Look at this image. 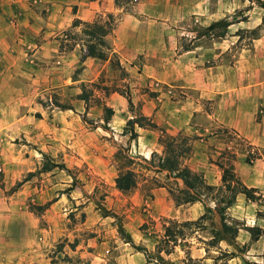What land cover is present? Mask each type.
I'll use <instances>...</instances> for the list:
<instances>
[{
  "label": "rangeland",
  "instance_id": "1",
  "mask_svg": "<svg viewBox=\"0 0 264 264\" xmlns=\"http://www.w3.org/2000/svg\"><path fill=\"white\" fill-rule=\"evenodd\" d=\"M89 1L94 8L0 0L14 20L0 41V264H264V158L228 130L188 129L196 70L215 77L223 65L229 83L239 68L264 79V8L252 0ZM220 20L230 25L202 36ZM105 21L113 29L102 46L83 23ZM100 48L107 59L88 55ZM199 108L210 111V101ZM139 116L157 127L136 124L132 139L128 121ZM176 118L178 134L158 123ZM165 136L182 142L181 163L198 175L201 200L176 202L183 180L159 166ZM224 168L248 194L227 189ZM127 170L136 185L124 191L115 180ZM221 209L236 242L209 246ZM172 220L196 225L186 228L194 229L188 241L160 254L162 263L157 247Z\"/></svg>",
  "mask_w": 264,
  "mask_h": 264
},
{
  "label": "crops",
  "instance_id": "2",
  "mask_svg": "<svg viewBox=\"0 0 264 264\" xmlns=\"http://www.w3.org/2000/svg\"><path fill=\"white\" fill-rule=\"evenodd\" d=\"M76 2L81 9H84L86 5L93 7L94 3L89 0H76ZM0 11V41H5L6 37L10 36L5 25H10L11 22L13 24L14 20L6 17L4 8ZM81 14L78 16L85 19ZM126 30V19H123L115 29L119 42L123 41ZM256 63L257 73L260 67L259 59ZM217 68L219 72L215 73L218 74L215 77L212 76L211 68L203 67L201 70H196L190 80L189 90L194 92L191 103L195 105V108L191 112L193 119L189 121L188 129L214 134L220 130H228L236 136L237 140L247 145L250 152L254 154L258 151L264 158V79L259 76L255 78L253 73L254 77L248 80L245 78V71L239 68L240 70L236 73L238 82L229 83L226 82L228 76L224 72L225 67L221 65ZM214 81H220L219 85H214ZM203 100L210 101V111L199 108ZM158 123L166 125L167 131L178 134L180 133L179 125L183 121L181 119L177 121L176 118L173 125L165 121ZM228 148L231 149L232 146L228 145Z\"/></svg>",
  "mask_w": 264,
  "mask_h": 264
},
{
  "label": "trees",
  "instance_id": "3",
  "mask_svg": "<svg viewBox=\"0 0 264 264\" xmlns=\"http://www.w3.org/2000/svg\"><path fill=\"white\" fill-rule=\"evenodd\" d=\"M252 1H255L258 6L264 8V0H252ZM80 23L82 22L80 20H77L75 22V25H78ZM83 24L85 25L84 32H86L89 36L96 38L100 43V45L106 46L104 37L107 36L110 33V31L113 29V26L110 25L109 22L105 21V22H95L93 24H89V23H83ZM222 25L229 26L230 23L229 22L226 23L221 20L215 21L205 28V32L202 34V36L212 35L215 29ZM88 55L103 60L108 58L106 52L101 48L96 50L89 49ZM136 124L139 127H144L146 125L157 127L155 123H153L145 116H139L130 119L128 121V125L130 126L132 139H134L137 136V133L135 131ZM160 142L164 146V155L160 158V162H159L160 170H166L168 172L169 177L180 178L183 180V187H180L178 189V194L174 193V198L176 202L179 204H183V203L194 202L196 200H201L202 198H204L203 196L205 195V193H203V191H201L198 187V180H199L198 175L192 172L188 167L183 166L181 163V159L186 152L182 142H177L176 139L170 136L162 137ZM121 153L122 150L117 154V156L122 159H125L126 164H130L133 162V159L130 156L122 155ZM227 174L234 179L232 180L234 181V186H232L231 181L227 179ZM223 180L224 182H226L228 190L235 191L236 189H239L242 192L245 193L247 192V194L250 190L245 185H243L234 175V173L230 171L228 168H224ZM115 182L118 189L124 191L130 190L132 187L136 185L135 173L132 170L121 172L117 176ZM220 202H225V201H220ZM220 202L217 203L216 207H218V204ZM234 202L235 200L233 198L229 199L226 203V207L232 206ZM39 208L42 209L44 207H39ZM218 213L222 217L224 216L222 209ZM193 225H196V221L179 222L176 220H172L170 221V224L165 225L164 226L165 233L163 239L159 241L160 245L157 247L159 255L157 257L158 259L156 258V260H160L162 263H164L165 261L163 257L160 255L162 252L170 254L171 250L175 249V247L180 242L188 241V239L190 238V234L194 231V229L191 230L190 233H187L186 228H190V227L192 228ZM119 231L124 236V238H126L127 242L130 243L133 242L131 236L128 235V233L125 231L122 225L119 226ZM212 233H213L212 239H210L207 243L209 246H217L222 241H226L229 245H235L237 230L228 223H226L224 217L220 223V226L217 229L212 230ZM255 238L258 239L257 236ZM207 249H209V247Z\"/></svg>",
  "mask_w": 264,
  "mask_h": 264
}]
</instances>
